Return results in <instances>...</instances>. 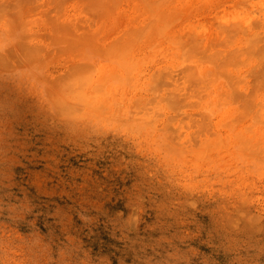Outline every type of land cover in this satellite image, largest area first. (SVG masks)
Listing matches in <instances>:
<instances>
[{"label": "rangeland", "instance_id": "374dc122", "mask_svg": "<svg viewBox=\"0 0 264 264\" xmlns=\"http://www.w3.org/2000/svg\"><path fill=\"white\" fill-rule=\"evenodd\" d=\"M0 264H264V0H0Z\"/></svg>", "mask_w": 264, "mask_h": 264}]
</instances>
